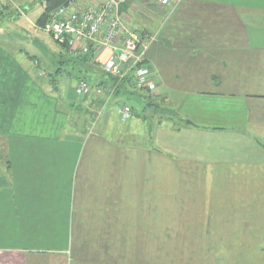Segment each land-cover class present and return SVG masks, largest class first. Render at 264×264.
I'll list each match as a JSON object with an SVG mask.
<instances>
[{
  "label": "crops",
  "instance_id": "crops-1",
  "mask_svg": "<svg viewBox=\"0 0 264 264\" xmlns=\"http://www.w3.org/2000/svg\"><path fill=\"white\" fill-rule=\"evenodd\" d=\"M154 2L129 0L121 11L129 28L159 36L147 55L159 75V95L170 102L180 92H193L245 104L233 114L235 131H247L244 122L249 123L258 136L249 135L264 147V0H171L165 6L157 2V7ZM64 49L73 60L78 57ZM109 53L110 49L103 50L96 59L79 56L88 69L65 96L67 91L54 80L51 84L41 76L35 83L14 56L0 48V65L11 61L18 67L13 78L0 74V146L5 150V164L0 165V264H122V260L127 264L133 258L139 239L122 226L137 220L122 216L123 187L117 182L121 173L111 170L112 153L107 155V168L104 158L106 140L117 146L111 136L118 125L110 111L105 113L115 95L103 104L105 95L78 90L81 80L94 89L114 83L101 68ZM26 107L41 114L36 125L41 131L44 127L43 135L21 134V127L10 135ZM198 128L222 133L225 126ZM120 155L118 150L116 156ZM250 165L239 176V184L221 185L219 193L240 195L234 202L228 199L232 206L264 207V157L253 168ZM225 200L217 204L224 205ZM242 223L228 225L229 234L251 233L248 219ZM257 226L264 235V224ZM143 239L148 241V233ZM252 256L261 261L264 252Z\"/></svg>",
  "mask_w": 264,
  "mask_h": 264
},
{
  "label": "rangeland",
  "instance_id": "rangeland-1",
  "mask_svg": "<svg viewBox=\"0 0 264 264\" xmlns=\"http://www.w3.org/2000/svg\"><path fill=\"white\" fill-rule=\"evenodd\" d=\"M92 1L96 0H84L87 3ZM154 1L157 7L158 1ZM46 5L47 1L43 0H0V48L7 49L35 83H39V77L43 76L51 84L54 80L62 91H70L72 84L85 75L88 68L79 56L74 55L76 59L73 60L43 30L45 21L40 22L39 19L46 11ZM134 31L149 40L154 37L148 51L159 38L157 33L146 35ZM148 67L156 77V91H139L130 87L136 92L127 93L124 91L128 83L124 81L120 86L121 93L116 94L105 109V113H112L114 126L118 125L116 134L111 136L112 139L116 137L117 146L108 144L107 140L105 143L106 168L107 155L112 153L111 170L121 173L117 177L118 184L123 187L121 214L137 220V224L122 226L125 232L136 233L139 239L135 242L133 258L126 263L264 264V256L259 258L261 261L252 256L256 251L264 252V235L257 226L258 222L264 224V207L232 206L228 199L232 197L234 202L240 195L219 193L225 185L239 184V176L248 170L249 164L253 168V164L257 165L258 159L264 157V147L258 145L260 141L249 135L258 136L257 129L244 122L248 130L243 133L235 131L238 123L233 114L237 107L244 109L245 104L211 96L201 97L193 92H180L177 99L169 102L158 93L159 75L149 60ZM17 68L9 61L7 65H0V74L13 78ZM65 94L67 96L69 92ZM104 97L103 104L108 102L107 96ZM118 100L119 106L121 103L131 106V118L123 119L118 112L120 117L117 122L114 114ZM31 101L37 99L32 97ZM72 105L75 106L74 103ZM35 106L39 109L38 105ZM41 106H44L43 102ZM251 108L256 107L252 105ZM74 112L78 113L79 109ZM40 115L36 109L24 108L16 119L17 130H9L10 135L20 131L26 135L32 134L28 132H33L34 136L39 132L43 135L46 132L44 127L41 131L36 125L41 120ZM170 117L173 118L171 121ZM182 120L186 124H179ZM34 124L35 128L31 130ZM198 125L200 128L206 125L225 128L222 133H209L200 130ZM181 126L182 129L176 130ZM91 134L88 133V137L93 138ZM157 148L171 153L173 157L159 152ZM118 150L120 158L116 156ZM92 155H96L95 148ZM4 157L5 150L0 146V165L5 164ZM87 160L82 161L85 166L88 165ZM224 199V205L217 204ZM207 202L213 204L206 205ZM246 219L250 224L247 227L253 228L251 233L249 231L241 236L240 232L229 234L228 225H243L242 221ZM146 233L148 241L143 239Z\"/></svg>",
  "mask_w": 264,
  "mask_h": 264
},
{
  "label": "built area",
  "instance_id": "built-area-1",
  "mask_svg": "<svg viewBox=\"0 0 264 264\" xmlns=\"http://www.w3.org/2000/svg\"><path fill=\"white\" fill-rule=\"evenodd\" d=\"M128 0H68L54 8L42 25L43 30L61 46L74 55H90L93 58L110 49L102 62L104 74L112 78L108 87L90 86L86 80L79 83V91L85 95L94 91L97 95L113 97L128 76H132V87L139 91H156V77L148 67L150 40L129 28L121 6ZM159 5H168L171 0H157ZM149 92V93H151ZM123 119L132 116V108L121 103L118 110Z\"/></svg>",
  "mask_w": 264,
  "mask_h": 264
},
{
  "label": "trees",
  "instance_id": "trees-1",
  "mask_svg": "<svg viewBox=\"0 0 264 264\" xmlns=\"http://www.w3.org/2000/svg\"><path fill=\"white\" fill-rule=\"evenodd\" d=\"M68 0H49V1H47V8H46V11L43 13V15L41 16V18L39 19V21L41 22H44V21H46L47 20V18H48V14L54 9V8H56V7H58L59 5H61V4H64V3H66ZM141 35V34H140ZM143 38H144V36L143 35H141ZM63 48H66L65 46H62ZM110 79H112V78H110ZM131 80H132V76H128L124 81H126L127 83H128V85L126 86V88H125V91L124 92H129V93H133V92H136V91H134V90H132L130 87H132V83H131ZM124 81H122L121 82V85H122V83L124 82ZM120 85V86H121ZM120 88L121 87H119L118 88V90L116 91V93H115V95L116 94H118L119 92L121 93V91H120ZM123 92V93H124ZM170 119V121L173 119L172 117H170L169 118ZM186 124V122H185V120H182V122L181 123H179V124ZM174 126V125H173ZM175 126H176V124H175ZM174 126V127H175ZM177 126H178V124H177ZM180 130V129H182V126L181 127H177V129L176 130ZM151 148H153V147H150V149ZM158 149V148H157ZM158 151L159 152H164V153H166V155L167 156H169V157H173V155L171 154V153H169V152H167V151H165V150H162V149H158Z\"/></svg>",
  "mask_w": 264,
  "mask_h": 264
},
{
  "label": "water",
  "instance_id": "water-1",
  "mask_svg": "<svg viewBox=\"0 0 264 264\" xmlns=\"http://www.w3.org/2000/svg\"><path fill=\"white\" fill-rule=\"evenodd\" d=\"M43 1H49V0H43ZM189 123H192V122H190V120L188 121Z\"/></svg>",
  "mask_w": 264,
  "mask_h": 264
}]
</instances>
